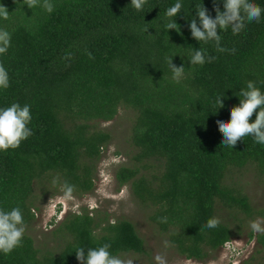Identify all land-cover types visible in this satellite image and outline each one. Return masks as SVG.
I'll return each mask as SVG.
<instances>
[{"label": "trees", "instance_id": "obj_1", "mask_svg": "<svg viewBox=\"0 0 264 264\" xmlns=\"http://www.w3.org/2000/svg\"><path fill=\"white\" fill-rule=\"evenodd\" d=\"M50 2L48 13L40 4L28 8L31 0H0L9 12L0 28L11 34L7 53L0 54L9 75L0 108L28 104L32 115V135L0 151V208L19 206L28 226L35 221L36 192L55 196L68 183L74 195L92 193L111 140L92 123L130 110V142L138 152L133 165L114 172L116 182L130 185L133 197L153 208L150 221L180 255L209 259L234 236L219 212L253 215L249 198L226 183L229 171L254 165L264 176V145L251 136L233 148L222 145L216 123L230 118L228 109L239 103L234 95L248 80L264 90V18L246 21L236 34L221 30V52L214 41L198 44L188 28L195 5L215 16L211 0H183L179 33L162 26L175 0H145L139 11L130 0ZM256 2L264 7V0ZM192 47L206 49L209 60L189 64ZM169 57L184 66L179 80L172 78ZM223 93L225 107L218 110L214 101ZM213 217L218 226L207 228ZM52 233L57 247L43 252L24 235L19 247L0 252V264H80L76 248L103 243L120 256L145 253L132 222L86 208L68 214ZM255 238L264 253V231Z\"/></svg>", "mask_w": 264, "mask_h": 264}, {"label": "rangeland", "instance_id": "obj_2", "mask_svg": "<svg viewBox=\"0 0 264 264\" xmlns=\"http://www.w3.org/2000/svg\"><path fill=\"white\" fill-rule=\"evenodd\" d=\"M134 116L132 111L120 109L112 121L92 123L96 129H102L111 136L97 164L94 191L83 196L73 194L70 201L58 199L61 190L55 196H41L36 192L35 221L26 226L25 235L31 236L41 251L51 250L60 245L59 239L53 238L52 233L58 224L68 214L79 213L81 208H86L94 214L98 211L102 217L107 215L110 221L124 219L135 225L145 243V253L121 255L126 264H157V255L164 256L166 264H264V253L255 238L259 232L250 226L253 221H259L264 228V176L257 167L248 165L231 169L226 178L228 185L249 198L253 215L249 218L244 215L233 216L228 210H221L219 216L233 230L232 240L205 261L188 260L169 243L167 235L150 221L153 208L135 199L130 185L119 187L114 178V172L120 166L135 163L134 156L138 149L130 142ZM250 232L253 233L252 239Z\"/></svg>", "mask_w": 264, "mask_h": 264}, {"label": "clouds", "instance_id": "obj_3", "mask_svg": "<svg viewBox=\"0 0 264 264\" xmlns=\"http://www.w3.org/2000/svg\"><path fill=\"white\" fill-rule=\"evenodd\" d=\"M215 16L202 5H195V15L188 20V28L191 37L198 42L208 43L214 41L218 51H224L221 46V30L230 28L233 34L239 33L244 27L246 21L259 22L264 18V7L256 0H211ZM40 4L48 13L53 11L54 5L50 0H31L28 8ZM130 4L136 10H142L145 0H130ZM222 4V10L219 5ZM183 0L175 2L166 8V23H163V29L166 33L169 30L180 32V26L176 23L178 15L183 13ZM8 10L0 5V17L7 18ZM219 30V31H218ZM148 31V29L146 30ZM11 41V34L6 29L0 28V54L7 53ZM209 57L206 55V49L191 48L189 64L202 65ZM169 66L172 72V78L179 80L184 73V66H175L172 57H169ZM9 86V75L7 69L0 64V89H6ZM237 96L239 103L230 107V118L228 120L217 119L219 131L222 133V145L234 147L238 141L245 136H251L253 140L260 145H264V90L258 86V82L248 80L246 86L240 88ZM225 94L216 96L214 103L218 105V110L225 107ZM217 110V111H218ZM216 111V112H217ZM215 112V113H216ZM214 113V114H215ZM254 119H253V115ZM32 121L30 105L12 103L7 107L0 108V151L14 149L20 143L32 135V129L29 127ZM52 183L57 184L54 178ZM61 194L58 199L70 201L73 199L74 188L71 184L64 183L60 185ZM219 220L215 217L206 222L207 228H215ZM251 228L254 231L261 232L259 221H253ZM26 231V223L22 210L19 206L10 209L0 208V252L10 253L22 244ZM167 245L168 242L166 241ZM110 243H103L96 247H78L75 250V257L80 264H126L120 255L113 254ZM157 264H166L165 257L157 255L155 257Z\"/></svg>", "mask_w": 264, "mask_h": 264}]
</instances>
